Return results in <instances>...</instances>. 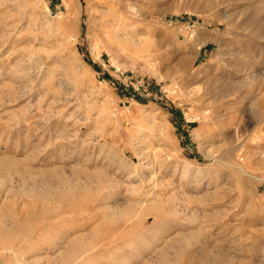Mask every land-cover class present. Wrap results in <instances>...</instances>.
Masks as SVG:
<instances>
[{"label":"rangeland","instance_id":"obj_1","mask_svg":"<svg viewBox=\"0 0 264 264\" xmlns=\"http://www.w3.org/2000/svg\"><path fill=\"white\" fill-rule=\"evenodd\" d=\"M259 102L264 0H0V264H264Z\"/></svg>","mask_w":264,"mask_h":264},{"label":"bare ground","instance_id":"obj_2","mask_svg":"<svg viewBox=\"0 0 264 264\" xmlns=\"http://www.w3.org/2000/svg\"><path fill=\"white\" fill-rule=\"evenodd\" d=\"M257 105V104H256ZM257 107V109H256V113H260V112H262L263 110H264V107L261 105V103L259 102L258 103V105L256 106ZM68 190V189H67ZM72 191V190H71ZM56 197V196H55ZM64 199H66V198H64ZM96 201H98V199L96 200ZM96 204V203H95ZM137 204H139V203H137ZM79 207V206H78ZM129 207V206H128ZM128 212V211H127ZM128 213H130V211L128 212ZM127 213V214H128ZM110 214H112V215H110V216H107V218L108 219H112V220H117V221H119V220H121L122 218H125L124 216L123 217H120V216H115L113 213H110ZM124 214V213H123ZM126 214V213H125ZM124 214V215H125ZM126 214V215H127ZM127 217V216H126ZM106 218V217H105ZM18 222H19V224H18ZM28 222H30L29 221V218L27 217V216H23L22 218H20V221L18 220V221H14V224L12 223L11 224V226L9 227V228H5L4 229V227H5V225L3 226V225H1L0 224V230H2V231H0V232H3V231H5V232H13L14 231V233L18 230V229H20V228H22V227H25L26 225H27V223ZM21 230H23V229H21ZM31 230V229H30ZM30 230H28V231H30ZM75 230V229H74ZM72 232V230L71 231H67L66 233H64V235H63V238H64V236L65 237H68L69 236V234ZM74 232V231H73ZM10 233V234H11ZM13 233V234H14ZM110 233H111V231H110ZM31 234V233H30ZM105 235L103 236V237H105V236H107L106 235V233H104ZM108 234H109V232H108ZM111 234H113V231H112V233ZM110 235V234H109ZM26 236V235H25ZM99 236V235H98ZM39 238V237H38ZM43 238V237H42ZM100 238V237H99ZM102 238V237H101ZM20 239V238H19ZM105 239V238H104ZM118 239H120V238H118ZM17 240V239H16ZM102 241V240H101ZM100 241V242H101ZM122 241V240H121ZM63 242V241H62ZM116 242H117V239H112V241L110 242V244H106V245H109L110 246V248H111V246L113 245H116ZM68 243V242H67ZM13 244V243H12ZM61 244V243H60ZM121 244V243H120ZM40 246V245H39ZM91 246H92V244H91ZM91 246H87V244H85V243H83L82 241L81 242H79V241H77V242H75V243H72V244H70V242H69V244H67V246L65 247V248H63L64 246H62V248L64 249V250H62V252L64 253V255L62 256V258H61V260H63L64 259V261L63 262H65L66 261V259H68V258H72L74 255H75V253H81L82 255L83 254H85V253H87V252H89V251H91ZM97 246V245H96ZM124 246V245H123ZM61 248V249H62ZM41 249H43V248H41ZM100 249H102V248H100ZM45 250V249H44ZM57 250H60V249H57ZM97 250H99L98 248H97ZM102 250H105L104 248L102 249ZM101 250V251H102ZM108 250H109V247H108ZM124 250V249H123ZM100 251V250H99ZM98 251V252H99ZM106 251H107V249H106ZM105 251V252H106ZM40 252V251H39ZM60 252V251H59ZM120 252V251H119ZM95 252H93V253H91V254H94ZM100 253V252H99ZM121 253V252H120ZM123 253H124V251H123ZM47 254V253H46ZM81 255V256H82ZM88 256L89 255V253L88 254H85V255H83L84 257L85 256ZM203 257H206V253H204L203 255H202ZM77 256H75V258H76ZM145 257V256H144ZM75 258H72V259H75ZM89 258H92V257H89ZM77 260V259H76ZM75 260V261H76ZM80 260H78L77 262H79ZM70 262V261H69ZM70 263H72V262H70ZM76 263V262H75ZM79 263H82V262H79ZM106 264V263H105ZM108 264H111L110 262H108ZM113 264V263H112ZM117 264V263H116Z\"/></svg>","mask_w":264,"mask_h":264}]
</instances>
